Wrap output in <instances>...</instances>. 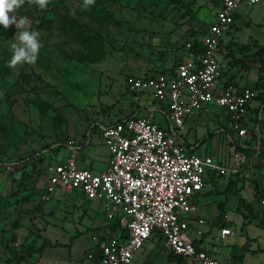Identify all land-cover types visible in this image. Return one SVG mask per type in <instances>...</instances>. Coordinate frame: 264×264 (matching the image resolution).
Wrapping results in <instances>:
<instances>
[{
    "label": "rangeland",
    "instance_id": "374dc122",
    "mask_svg": "<svg viewBox=\"0 0 264 264\" xmlns=\"http://www.w3.org/2000/svg\"><path fill=\"white\" fill-rule=\"evenodd\" d=\"M221 2L95 0L85 7V0H49L48 6L40 9L33 0H23L14 14L17 19L27 17L30 28L39 31L42 47L34 64L10 65V75L0 74V246L4 257L16 258L23 250L18 244L29 234L32 239H37L39 234L42 239L67 243L71 256L81 258L87 250L96 247L97 234L91 235L89 230L96 214V222L103 220V223L93 230L113 232L111 227H115L117 215L108 210L104 212L98 201L84 199L79 194L74 198V192L53 193L54 213L49 214L51 207L47 205L53 201H46L43 215L39 216L42 223L35 225L38 230H33L29 221L32 216L26 217L30 209L27 204L32 195L38 201L40 194V201L48 182L47 164L62 158L54 154L56 150L82 146L84 159L88 156L97 161L106 159L108 150L101 127L130 117L138 108L137 99H143L128 93L126 80L174 67L186 52L185 44L199 39L213 22ZM247 11L253 24L240 26L239 33L245 36L244 43L250 37L264 45V0ZM64 16L74 21L68 25V21L64 23ZM19 31L15 24L7 29L0 26V47L7 53L8 60L12 55L9 45ZM238 57L235 65L242 66L244 77L239 80L248 85L256 81L251 86L255 97L246 128L248 138L253 133L255 136L251 145L259 144L254 177L259 192L254 206H258L264 201V111L258 110L259 106L264 108V48L256 54ZM211 107L213 112L196 118L187 129L189 119L180 135L187 143H200L195 148L197 155H210L215 159L222 153L225 159L230 146L219 122L223 114H216L220 109ZM151 115L155 123L165 124L162 114ZM248 178L237 184L241 188L239 196H229L226 204V213L235 228L233 235L225 239L219 237L217 212L212 210L213 203L209 204L201 231L217 245H238V241L246 239V229L252 235L264 236V217L260 215L245 225L243 210L236 208L239 197L253 199L254 188ZM260 207L264 208V204ZM19 218L20 226L15 231L12 222ZM22 218L28 221L23 222ZM12 242L17 245H5ZM252 247L246 249L248 252L241 249L242 263L264 264V238ZM56 252L60 254L65 250ZM175 262L164 240L154 237L132 264Z\"/></svg>",
    "mask_w": 264,
    "mask_h": 264
},
{
    "label": "built area",
    "instance_id": "2783aa9c",
    "mask_svg": "<svg viewBox=\"0 0 264 264\" xmlns=\"http://www.w3.org/2000/svg\"><path fill=\"white\" fill-rule=\"evenodd\" d=\"M260 1L222 0L198 42L185 44V58L173 72L126 80L129 94L147 95L165 111L164 128L148 118L128 117L100 129L109 154L103 171L79 168L75 154L47 168L48 184L42 201L49 200L56 190L79 192L118 216V231L105 238L94 264H132L154 235L163 238L170 252L196 264H239L217 260L196 249L186 232L190 215L196 210L193 197L202 191L206 174L237 176L246 163V155L236 147L249 134L248 112L255 93L252 88L234 87L223 81L218 55L221 38L231 30L237 12ZM211 105L223 113L229 132L227 141L233 149L223 162L189 153L179 137L186 120L199 111L208 112ZM220 235L231 236L233 231L222 228ZM3 253L0 247V259Z\"/></svg>",
    "mask_w": 264,
    "mask_h": 264
},
{
    "label": "crops",
    "instance_id": "0c3cea01",
    "mask_svg": "<svg viewBox=\"0 0 264 264\" xmlns=\"http://www.w3.org/2000/svg\"><path fill=\"white\" fill-rule=\"evenodd\" d=\"M219 7H218V9H219ZM249 8L250 7H242L237 12V14L235 15L234 24H233L231 30L229 32H227L226 34H224L221 38V50H220V53L218 55V60L220 61L221 68H222L223 81L227 84L234 86V87H240V88H243V87L251 88V86L256 81H254L252 85H248V84H246V82L244 83L241 80H239V77L242 80L244 79V77H243V74L241 73L242 66L235 65L237 63V58H239L238 56L253 55V54L258 53L259 50H262L264 48L263 44H260L256 39H252L250 37L247 40V42L244 43L245 41H243V39H246V38H243L245 36L242 33H239L241 31L240 26H251L253 24L252 19H250L248 17L249 12L247 10ZM242 14H244L245 16L243 17ZM262 19L264 20V17H262ZM207 28H208V26L204 29V31H206ZM233 32H234V36H233ZM185 55H186V52L184 53V56L182 57V59L185 58ZM169 69H171V68H169ZM245 78H247V77H245ZM136 96L138 98H143V99L142 100L137 99L135 105H137L138 108H137V110L132 112L133 114L131 115V117L132 116L133 117L142 116L143 118H146L144 116H147L148 119L153 120V116L151 114L156 113V112H158L162 115L165 114V111L161 108V106H159V104H157V102L155 100H153L151 97H149L147 95H141V96L136 95ZM252 107L253 106L251 103L250 109H252ZM212 109H214V108H212ZM250 109L248 112V119H250V114H251ZM220 111L217 112L216 114L222 113ZM211 112H213V110H211L209 108L208 112L199 111V112L195 113L193 116H191L190 118H188L186 120V122H187L189 119H191L188 121V123L186 125L187 129H188V125L191 124L192 121H194L196 118L198 119L201 115L206 114V113L210 114ZM219 122H220V124L223 125V127L225 129V130H223V128H222L223 131L222 130L221 131L226 133V125H225V121H224V115H223L222 120ZM165 124H166V119H165ZM165 124H163V125L165 126ZM107 126H109V125H107ZM103 127H105V126H103ZM101 129H102V127H101ZM226 136H227V133H226ZM179 137L181 138L182 142L184 143L186 150L189 153L196 154L195 148L197 146H199L200 143H198V144L195 143L196 146L192 145L190 143H187L184 140V137H182L180 135V132H179ZM245 138H247V137H245ZM226 142L228 143V141H226ZM228 145L230 146L228 157L224 159L222 157V153H219L218 157L215 158V160H218L219 162H223V161H227L230 158V155L233 152V149H232L231 144L228 143ZM82 148H83L82 146H79V147L66 146L65 148L62 147V148L56 150L54 154L55 155L56 154L61 155V157H62L61 160H59L57 162H52V160H51L47 164L46 169L49 166H53L55 164L65 162L72 154H75L76 164L79 168L89 169L93 172H101L106 168L108 160H109V154H107L106 159L104 161H97L96 159H94V157L91 158L90 156H88L84 159L81 156ZM199 156H210V155H199ZM98 162H100L101 165ZM246 163H247V159H246ZM246 163L244 164L241 173L238 174L237 176H218V175L211 173V172L207 173L205 178H204V186H203L202 191L197 193L193 197V200H192L195 207H196V210L194 212H192V214L190 215V224H189V229L186 232V237L190 241L193 242V244L198 248V250L204 251L209 256H211L217 260L224 261V262H233V263L243 264L242 263L243 258H242V254H241V249L244 250V248H245L247 250H250L253 248L252 246L255 243L258 245V242L260 241V239L264 238L263 234L252 235L249 233V231L247 229L246 230L244 229L245 235H246V239L244 241L241 239L240 241H238V245L237 244H227V246H224V245H217L216 243L210 241L208 238H206V232L201 231V226L204 224V216L207 215V213H209V210H210L209 204L213 203L214 208L212 210H216L214 212H217V219L219 221L220 230L222 228H230L234 234L235 228H234L233 223L229 220L228 215L226 213V204L228 202L229 196H239L241 188H238L237 184L240 181H244V180L249 179L248 176L250 177L252 187L254 188V177H255L256 169H251V167H247ZM48 177H49V173H48ZM47 184H48V182H47ZM43 191H45V190H43ZM56 191H58V190H56ZM56 191L54 193H56ZM61 191H63V190H61ZM65 192H67V191H64V193ZM72 194H74V198H75V195L77 196L78 194L81 197H83L79 192H74ZM52 196H53V194H52ZM52 196L49 200H47L48 202L53 201V202L47 204V205H49V207H51L49 210V214L54 213L53 208H54V205H55L54 203L56 200H54ZM66 196L68 198V194ZM37 198H38L37 199L38 201H35L36 198L34 199V195H32L30 198L32 200L29 202V204H27V206L30 209L29 208L24 209V210L29 209V212L26 213L27 214L26 217L28 218V216H32V218L29 219V221L32 224V226L34 227L33 230H35V228L37 229V227H35L36 224L42 223V222L40 223L41 220L39 219V216L43 215V209H44L43 204L46 203V201H42L40 203V201H41V199L39 201L40 194L37 195ZM257 198H258V195L257 196L254 195V192H253V199H252L253 201L247 200L246 198H243V197L238 198L236 208L239 210H243V218L245 221L244 222L245 225L251 224L256 219V217H258L260 215H262V217H264V213H263L264 208L260 207L264 204V201L261 200L260 203L257 204L259 207L254 206L255 200ZM242 200H246L248 202L249 206L256 212V216L252 222L246 223V220H245L246 211L241 206ZM99 203L103 207L102 203L101 202H99ZM103 209L105 212L106 210L104 207H103ZM108 212H110V210ZM111 212L114 214V211H111ZM102 215H103V213H102ZM114 215H117V214H114ZM97 217H98L97 214L95 216H93L94 224L89 229L91 235L97 234V239H95L96 247L94 250L92 248L87 250L81 258L71 256L70 250H68L66 248L69 246L67 243L65 244V243L53 242L47 238L42 239L39 234H38L37 239H35V238L32 239V237H33L32 234H29L28 237H26V239L24 238L22 243L18 244V245H20V247H22L23 253H24L26 248H31L35 252H33L30 255H27L25 257H21V255H24L25 253L24 254L20 253L14 259H11V257L6 258L3 256L0 259V264H53L56 262H65V261H75L78 264H94V258L98 254L100 242H102V244H103L106 237H108L112 234H115L118 231V228H117L118 226L116 224L115 227L113 226L114 228L111 227L113 229L112 233H109V232L107 233L106 230L96 232V230H93V229L97 225H99V223L100 224L103 223V220L96 222ZM27 218H26V221L22 218V221L27 222L28 221ZM117 220H118V216L115 218V222H117ZM199 220H201L202 223H199ZM20 222H21V218L12 222L13 223L12 224L13 230L16 231V229H18V227L20 226ZM219 237L221 239H225L229 236L222 238L220 233H219ZM5 245L10 246V247H12V246L14 247L17 244L15 242H12V243L5 244ZM257 248H258V246H257ZM70 249H71V245H70ZM56 250H58V251L65 250V252L59 254L56 252ZM134 260H135V258H134ZM187 264H196V263L192 260H187Z\"/></svg>",
    "mask_w": 264,
    "mask_h": 264
},
{
    "label": "clouds",
    "instance_id": "9594fccd",
    "mask_svg": "<svg viewBox=\"0 0 264 264\" xmlns=\"http://www.w3.org/2000/svg\"><path fill=\"white\" fill-rule=\"evenodd\" d=\"M33 2L40 9H44L48 6L49 0H33ZM22 3L23 0H0V26L7 29L9 25L15 24V28L20 29L15 33V40L9 45L12 55L8 63L11 66L34 64L42 47L39 31L30 28L27 17L17 19L14 14ZM94 3L95 0H85L84 6L88 7Z\"/></svg>",
    "mask_w": 264,
    "mask_h": 264
},
{
    "label": "trees",
    "instance_id": "16d2710c",
    "mask_svg": "<svg viewBox=\"0 0 264 264\" xmlns=\"http://www.w3.org/2000/svg\"><path fill=\"white\" fill-rule=\"evenodd\" d=\"M43 17L44 16H42L41 18H43ZM63 19L65 21L64 23H67V21H68V25L70 24V22L74 21V20L70 19L69 16H68V20H67L66 16H64ZM43 23L48 25V22H46V21H44ZM193 42L197 43L198 42V38H194ZM8 62H9V60L7 58V53L0 47V74L3 75V76L10 75V64ZM174 67H171V69H167V70H165L163 72H166V71L173 72ZM153 73H156V72H153ZM144 75H146V74H144ZM263 104H264V101H263ZM261 107L262 106H259L258 110H262V112H263L264 108L261 109ZM249 109H250V106H249ZM120 121H122V120H120ZM156 124H158L162 128H164L166 126V125L164 126L163 124H159V123H156ZM226 133H229L227 131V129H226ZM252 140H255L254 133L251 134V136H249V138L247 137V138H244V139H240L239 140L240 142L237 143L236 149L239 150V151H242L246 155V159H247L246 166L247 167H251V169H256L257 166H258V162H259V153H258V151L256 149V146L251 145V141ZM254 195H256V196L259 195V192H258V189L256 187L255 182H254ZM241 206L246 211V216H245L246 223L247 222H252L253 219L256 216V212L249 206V204H248V202L246 200H242L241 201ZM116 224L117 223L115 222V226H116ZM154 237L162 238L161 236H158V235H154L151 238H154ZM196 249H198V248L196 247ZM244 250H246V249L244 248ZM33 252H35V251L32 250L31 248H26L25 251H24L25 254L23 253V251L21 252L22 254H24V255H21V257H25L27 255H30ZM171 254L176 260L175 264H187V260L185 258H183L182 256L175 255L172 252H171Z\"/></svg>",
    "mask_w": 264,
    "mask_h": 264
},
{
    "label": "water",
    "instance_id": "95a60500",
    "mask_svg": "<svg viewBox=\"0 0 264 264\" xmlns=\"http://www.w3.org/2000/svg\"><path fill=\"white\" fill-rule=\"evenodd\" d=\"M256 149H257V151H259V144H258V146H256Z\"/></svg>",
    "mask_w": 264,
    "mask_h": 264
}]
</instances>
